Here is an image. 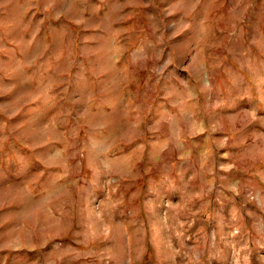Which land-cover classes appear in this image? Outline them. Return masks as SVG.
I'll return each mask as SVG.
<instances>
[{"label":"rangeland","instance_id":"rangeland-1","mask_svg":"<svg viewBox=\"0 0 264 264\" xmlns=\"http://www.w3.org/2000/svg\"><path fill=\"white\" fill-rule=\"evenodd\" d=\"M0 264H264V0H0Z\"/></svg>","mask_w":264,"mask_h":264}]
</instances>
